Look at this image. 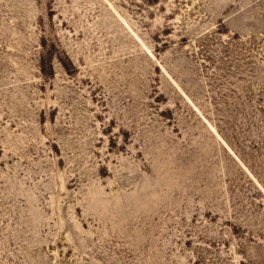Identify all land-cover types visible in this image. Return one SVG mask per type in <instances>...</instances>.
Returning a JSON list of instances; mask_svg holds the SVG:
<instances>
[{"label":"rangeland","instance_id":"1","mask_svg":"<svg viewBox=\"0 0 264 264\" xmlns=\"http://www.w3.org/2000/svg\"><path fill=\"white\" fill-rule=\"evenodd\" d=\"M0 264H264V0H0Z\"/></svg>","mask_w":264,"mask_h":264}]
</instances>
